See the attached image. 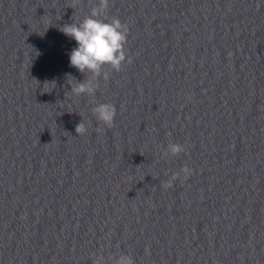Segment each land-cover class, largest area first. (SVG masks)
Here are the masks:
<instances>
[{
	"label": "clouds",
	"instance_id": "clouds-1",
	"mask_svg": "<svg viewBox=\"0 0 264 264\" xmlns=\"http://www.w3.org/2000/svg\"><path fill=\"white\" fill-rule=\"evenodd\" d=\"M80 3L81 0H72L71 7L74 9ZM109 4L110 0H96L90 13L82 20L65 24L59 30L74 39L77 44L69 54L70 66L84 75L87 74L83 82H78L69 76L75 81L74 84H70V93L77 97L91 98L90 102L94 104L91 109L93 115L99 122L110 128L114 125L116 108L110 103H96L95 96L99 81L109 79L110 73L106 69L119 72L125 64H131L133 58L126 47L129 29L118 17L107 18ZM75 131L79 135L87 132L83 120L76 126ZM184 151L182 144L170 142L166 148L162 149V158L170 155L177 156ZM192 172V168L185 165L178 172H174L162 184V187L171 188L174 181L181 177L185 180L192 175ZM145 251L148 253L147 248ZM93 264H135V261L130 254H118L115 259L109 256L107 261L103 255H97Z\"/></svg>",
	"mask_w": 264,
	"mask_h": 264
}]
</instances>
